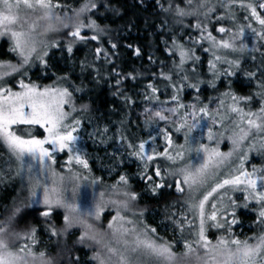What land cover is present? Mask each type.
I'll use <instances>...</instances> for the list:
<instances>
[{
  "label": "snow or ice",
  "instance_id": "obj_1",
  "mask_svg": "<svg viewBox=\"0 0 264 264\" xmlns=\"http://www.w3.org/2000/svg\"><path fill=\"white\" fill-rule=\"evenodd\" d=\"M99 0H86L78 9L73 10L76 15L85 14L98 8ZM160 4V0H157ZM217 4L224 9L223 16H217V21L225 18L235 20L234 9L239 8L247 11L248 16L244 19H255L260 25L257 29L250 23L247 25L237 24L236 30L219 27L220 33L227 34V39H219L208 30L207 23L197 20L195 28L199 30L198 39L191 40V47L178 43L173 39V48H166L169 55H179V62L173 64L177 74L183 73L179 84L173 82L171 74L160 75L164 80L169 81L175 89L171 100L175 102L174 107H167L166 101H159L156 95L158 88L153 84L147 87L150 94L145 95L149 102L157 101L158 107L145 108V123L152 124L157 121L171 122L174 131L183 133L184 143L175 144L173 133L167 128L161 129L165 146L163 151H158L155 147L156 137L153 136L151 151L146 150L148 141H140L137 144L126 142L127 138L120 134L122 145L126 142L128 155L135 157L143 163V168L139 174V179L145 181V189L141 193L132 190L129 177L126 174L119 176L116 184L107 186L105 190L99 191L98 196H94L92 202L87 207L77 203L75 196L81 179V173L73 172V164L81 166L91 172L88 160L84 157L78 147L81 139L80 132L84 128L82 116L74 113H88L89 104H82L77 108L74 101V92L83 91L82 87L64 86L58 83L53 86L41 87L35 83H25L21 79L19 91H14L7 86L4 81L6 77L13 73H18L25 66H30L33 58L39 60L44 70L48 68V51L44 56L35 55V47H31L32 38L26 25L33 31L35 24H29L30 18L22 15V9L36 12L43 10L45 16L60 15L57 9L60 4L53 3V0H0V37L7 36L11 40V47L8 51L15 53L19 59V64L11 62H0V145L7 149L11 170L12 162H15L16 176L20 179V190L27 188L29 192L28 206L40 205L35 209V217L42 219L45 223V230L50 237H60L74 228L81 229L79 243L94 242L99 245L102 251L96 252L92 259L97 264H188L187 257L196 252L193 248L195 243L203 249L204 254H196V264H264V167L253 166L249 171L246 162L249 153L253 150L264 152V139L259 138L264 135V59L261 60L260 79L258 83L259 91L255 93L260 97L261 105L258 111L245 108L241 105L251 104L253 96H241L229 90L222 93L219 104L215 109H209L208 105L199 106V96L197 103L185 105L181 102L179 93L184 87L193 88L197 93L200 91V84L203 80L198 78L196 65L200 62V57L196 54V46L202 42H207L209 47L203 48L204 52H211L212 59L209 60V71L213 79L208 81V85L216 88L217 81L223 76L231 78L240 68L241 59H229L226 55H221L222 50H228L236 54L246 52H257L259 48H248L244 43L245 29H250L257 38L258 43H264V15L260 10H264V0H199L192 6V0H187V8H181L171 3L167 7L160 4L165 13H172L177 18L186 16H203L204 21H210V15L216 11ZM117 11L118 10H114ZM67 16L68 13L63 14ZM177 23L182 24V19H177ZM129 26L131 22H129ZM90 29L94 33L90 37L82 35L84 29ZM105 31L96 20L84 21L70 32L74 40L88 42L98 41ZM167 44V42H165ZM53 43L49 48L55 47ZM112 49L117 48L116 43L111 44ZM63 51V49H61ZM102 48H96L97 57ZM66 53L73 54L71 43L66 48ZM136 54L140 50L136 49ZM264 57V53L261 54ZM107 59V54H105ZM256 59L255 56L252 57ZM189 62L192 64V73L197 76L195 83H187L188 69L185 67ZM220 64H227L228 68L221 69ZM26 74V73H25ZM247 76L252 79L256 77V72H248ZM135 79V77H132ZM60 81H67L68 77H60ZM120 81L117 80V84ZM225 98L231 101L226 104ZM125 102L130 103L129 97L125 96ZM68 109V110H66ZM184 109L185 111L181 112ZM223 110V111H222ZM200 114V116L197 115ZM177 116L178 120H172ZM208 118L210 126L207 129V139L214 142L215 146L197 141L193 143L192 133L199 126L200 119ZM234 117V118H233ZM91 123V117L88 118ZM230 121V126H225V122ZM125 121H121L123 125ZM220 125L223 131L214 132L215 126ZM42 130L41 135L36 134V130ZM108 128L96 129V134H106ZM256 135L253 143L245 146V142L250 137ZM227 139L231 144V149L222 152L219 144ZM104 143L102 139L100 141ZM195 152L199 158L198 163L191 162L188 154ZM66 153L67 175L57 173L53 165L57 163V154ZM202 154V155H201ZM159 158L170 162L169 167H162ZM238 161V163H237ZM123 163V159L117 161ZM179 166L177 167L176 165ZM152 168V174H149ZM26 178V184H25ZM88 180L87 176H83ZM170 179L173 182H170ZM0 183H4V172L0 171ZM91 185L95 186L99 182L91 180ZM72 186V196L66 195L68 186ZM185 206L188 212L192 213L194 219L198 220L196 225L195 240L189 242L185 240L187 252L178 257L167 242L162 238H157V228L149 227L143 222L144 209H137L136 202L145 194L159 197L164 194L166 188L174 187L176 192L185 193ZM236 192H242L243 202L239 203L235 198ZM250 205H255L257 213V223L261 232L252 238L244 240L235 238L233 225L240 223L237 213L241 208L248 209ZM57 209H63V228L57 229L54 224L49 223ZM107 209L114 211V215L106 224V232L109 239L105 242L97 240L90 232L94 226L102 223V217ZM22 211V206L15 205L12 215L7 221L0 222V264H44L45 252L38 254L33 251L36 241V227H31L25 233H14L16 240H24L25 243L18 247L13 246L5 237L9 233L13 219ZM183 233L185 228H193V220H189L182 214V219L177 221L172 219ZM225 229L228 237L220 236L215 243L209 239L208 229ZM249 240H255L250 243ZM70 264H80L79 258H75Z\"/></svg>",
  "mask_w": 264,
  "mask_h": 264
},
{
  "label": "trees",
  "instance_id": "obj_2",
  "mask_svg": "<svg viewBox=\"0 0 264 264\" xmlns=\"http://www.w3.org/2000/svg\"><path fill=\"white\" fill-rule=\"evenodd\" d=\"M85 2L86 0H53L54 4H60L57 12L62 15L65 12L68 14L73 13V10L78 9ZM173 2H178V0H160V4H163L164 7ZM160 4L157 3V0H99L98 8L85 14L83 21L87 23L89 19L96 20L97 24L105 29L104 33L100 35L98 41L89 40L88 42L74 40L70 35L72 31L70 29L60 33L56 38V46L52 47L48 51V56L45 57L48 60V68L44 70L41 76L42 82L47 81L51 73L58 75L56 77L67 76L68 80L62 82L66 86H69L70 90L73 87H82L83 89L81 92L73 93L77 108L82 104L90 105L88 113L81 114L78 112L75 113L76 116H82L85 121H89L88 118L91 117V122L95 123L97 127L102 122L106 123L110 127V130L114 132V124L117 122L114 120V116L121 115L125 117L122 129L128 137H131L130 133L132 131H128L129 126H132L129 115L131 109L149 103L145 99V95L149 94L147 86L149 84L156 86L158 88L156 95L161 99L164 90L172 91L173 89L162 85L164 80L160 75L162 71L164 73L169 72L173 77V82L177 84L180 82L182 75L177 74L176 70H173V64L177 62V56L175 54L169 55L166 50V48H172V35L178 33L179 37L176 35L177 38L184 42L191 41L189 37L198 39L200 36L199 30L192 29L191 26L193 24L190 21L186 26H176L175 30H172L169 26L173 24V21L164 17ZM114 10H118V12ZM218 10L217 13H221ZM21 14L25 15V11L23 10ZM244 15L245 13H239L236 20L243 23L248 20L251 21V18L247 21L242 20ZM212 18L210 17V21L207 23L208 30L212 34L214 33V36H220L221 34L217 29L224 25L215 22ZM252 21L254 20L252 19ZM129 22H131L132 26H129ZM254 25H256L255 22ZM81 34L90 37L94 33L92 30L86 28ZM243 42L248 45L249 49L257 47L259 51L247 52L250 58H243L235 76L227 79L228 83H231V91L241 96H253L252 104L254 106L252 108H256L257 105L259 107L261 105L260 97L256 96L255 93L259 91L258 83L262 79L260 70L261 60L264 57L261 54L264 53V48L257 42V39L255 42L250 39ZM69 43L73 47V54L70 56L66 53ZM112 43L117 44L116 49H112ZM6 45H8L6 40L0 41L1 58H7V55L2 52L4 50L3 47ZM98 47L102 48L99 57H97L96 53V48ZM207 47V43L205 44L204 42H202V46L197 45L196 54L204 56L203 48ZM137 48L140 50L139 55L136 54ZM105 54H107V59ZM253 56L256 57L255 60L252 59ZM187 65L185 67L189 68L190 64ZM88 66L92 68L90 69ZM38 71H40V67ZM248 72H256V77L250 79L246 74ZM132 77H135V79ZM117 80L120 81L119 84H117ZM223 88L227 89L228 85L227 87L223 86ZM224 89L219 90L223 91ZM125 96L130 98V103L125 102ZM242 105L246 106V108L251 107L249 104ZM88 127L91 128L89 125ZM134 128H138L139 130L140 127L134 125ZM88 149L93 151L90 147ZM179 198L180 196L176 190L172 188L171 192L165 189L164 194L159 197L146 196L145 198L142 196L138 201L142 205L141 209L146 211V209L153 207V203L148 201H153L158 206L161 203H169L168 201L170 200L172 202L178 201ZM8 203L9 196H5L4 198L0 196V213L8 209H5ZM23 208L25 210L29 207L24 206ZM35 209L36 207L30 208V211H28L30 212L29 215L22 221L16 222L18 224L16 229L22 228L20 233L29 231L32 226H39V229L45 230L46 226L43 220L35 217ZM241 212L239 211L237 214L238 219L244 218L248 222H252L253 217L249 211H247L249 213L247 216H243ZM54 216L60 218V215L55 214ZM54 220L52 217L49 223L54 224L57 229H62L59 219L57 222ZM233 231L235 232V229ZM77 235V230H71L58 238L51 237V239L56 241L55 247L57 248L47 250L46 257L59 258L61 264H68V261H72L77 257L80 264H83L82 260L83 262H85L84 260L91 262L92 249L88 248L86 244L84 246L79 243V239L76 238ZM19 242L21 244L22 240H19Z\"/></svg>",
  "mask_w": 264,
  "mask_h": 264
},
{
  "label": "rangeland",
  "instance_id": "obj_3",
  "mask_svg": "<svg viewBox=\"0 0 264 264\" xmlns=\"http://www.w3.org/2000/svg\"><path fill=\"white\" fill-rule=\"evenodd\" d=\"M182 5H181V3ZM199 2V0H192V6L195 7V5ZM217 0H212V3H216ZM259 0H257V3ZM174 7L175 6H182L187 8V0H178V2H173L171 3ZM220 10L221 13H217V10ZM25 11V16L31 18L35 12H32L31 10L28 9H22V11ZM218 10V11H219ZM236 17L238 16L239 13L242 12V14L245 13L243 16L242 20L247 21L244 19L245 16H248V12L236 8L234 9ZM258 11L261 12L262 15H264V10L258 9ZM23 15V14H22ZM163 15L166 19L173 21V24L170 25L169 27L172 30H175L176 26L182 27V25L186 26L188 22L190 21L193 26L192 29H196L194 26L197 23V20L199 19L202 22L208 23V21H204L203 16H186L183 18H176L172 13H165L163 12ZM224 15V9L219 7L217 4L216 11L210 15V17H213L212 19L217 22L223 24L226 28L232 29L233 31L236 30L237 24L239 25H247L251 24L253 27L259 29L260 25L253 19L254 21H247L245 23L239 22L236 19L231 20L228 18H225L221 21H217L216 17L217 16H223ZM215 17V18H214ZM175 19V20H174ZM177 19H182V24L177 23ZM254 22L256 25H254ZM209 25V24H208ZM222 26V27H224ZM198 30V29H196ZM220 36H216L217 40L223 38L227 39L228 36L225 33H220ZM176 35L179 37V34L176 33ZM175 33L172 35V38L177 40L178 43L184 44L186 47H191V41L184 42L183 40H179ZM214 35V33H213ZM172 39V40H173ZM253 40L254 42L256 41V37L254 34L251 32L250 29H245V36L244 40ZM1 40H6V45L4 50H2L3 54L7 55V58H1L0 57V62H11L13 64H19L20 59L15 53H11L9 48L11 47V40L9 37L4 36L0 37ZM205 44L207 42H204ZM262 47L264 48V43H260ZM207 46L209 47L208 43ZM172 44V48H173ZM51 48H49L47 51H49ZM204 56H199L200 57V62L198 65H196V72L198 73V78L200 80H203L204 83L200 84V91L199 93L196 92L195 89L193 88H188L184 87L182 91L179 93L181 102L184 103L185 105H191V104H196L197 100L196 97L199 96V106L203 105H208L209 109H215L218 104H219V99L223 98L222 93L226 92L229 90V88L224 89L223 86L227 87L228 79L226 77H221L217 83H216V88H212L208 85V81L213 79L212 73L209 71V60L212 59V54L211 52H204ZM221 55H226L229 59L239 58L241 59V63L243 61V58H250L246 53L244 54H236L232 53L228 50H222L220 52ZM177 56V62H179V55L178 53L175 54ZM37 56V55H36ZM44 56V53L41 55ZM190 64V65H189ZM189 65V66H188ZM188 81H184L185 84L191 82L195 83L197 80V76L194 75L191 71L192 69V64L191 62L188 63ZM40 67V71L39 67ZM241 66V64H240ZM90 69L92 67L88 66ZM221 69H226L228 68L227 64H220L218 65ZM28 69V71H26ZM175 70V69H173ZM238 72V69L236 70V73ZM26 73V74H25ZM44 73V69L40 65L39 60L33 58V62L31 63L30 66H25L23 69H21L20 72L18 73H13L11 76L6 77L4 83L12 87L14 91H19V81L21 79L24 80L25 83H35L41 87L44 86H53L57 85L58 83H62L64 86H66L62 81L59 80L60 77H56L58 75L52 74L50 75L49 79L45 82H42V75ZM167 74H170L167 72ZM183 75V73H180ZM31 76V77H30ZM235 76V75H234ZM232 76V78L234 77ZM163 86L170 87L171 89L173 88L171 83L169 81L163 80L162 83ZM219 89H224L219 90ZM175 89L173 88L172 91L169 90H164L163 96L159 101H166L167 102V107H174L175 102L171 100V96L174 93ZM149 94L150 90L148 89ZM187 95V97H186ZM159 102H149L147 104L140 105L138 108L131 109L130 117H131V122L132 126H129L128 131H132L130 133L131 137H128L127 134H125V131L122 129V124L121 121H124L125 117H122L121 115L114 116V120L117 121L114 124L115 131H111L110 127L106 123H101L99 127L95 125V123L84 120V128L80 132L81 139L78 141V147L81 149L82 154L84 157L88 160L89 167L91 169V172L89 173L88 170L83 169L79 165L73 164V172H79L81 173V179L77 181L79 184V187L77 189V194L75 196V200L77 203L83 204L84 207H87L88 205L91 204L94 196H98L99 191L105 190L107 186H111L113 184H116V182L119 179V176L121 174H126L129 177V183L132 186V190L141 193L145 189V181H142L139 179V174L141 172V169L143 168V163L139 160H137L135 157H131L128 155V150L126 148V142H132L133 144H137L140 141H148V144H146V150L151 151L152 147V140L151 138L153 136L156 137L155 141V147L157 148L158 151H163V148L165 146V141L163 139V135L161 134L160 130L167 128L169 131L173 133V141L175 144H183L184 143V137L183 133H177L174 131L173 125L171 122H165V121H157L152 124H146L145 123V115H144V110L145 108H153L155 109L158 107ZM225 103L229 104L231 103L230 100L225 98ZM253 111H258L259 106L256 108H252L254 106L251 102L249 104ZM244 107L243 105H241ZM246 108V106H245ZM247 109V108H246ZM68 110V109H66ZM185 111L184 109L181 110V112ZM223 111V110H222ZM75 115V113H74ZM198 116H200L199 113H197ZM234 118V117H233ZM172 120H178L177 116H173ZM87 124V125H86ZM118 124V125H117ZM91 126V128L88 127ZM134 125H138V128H134ZM118 126V127H117ZM210 126V121L208 118H202L200 119L199 126L194 130L192 133V141L193 143H196L197 141L202 142L204 144H210V142L207 139V129ZM225 126H230V121L225 122ZM107 127L108 132L106 134H96L93 136H89L90 133H94L96 129L102 130L103 128ZM223 131V127L220 125L215 126L214 132H219ZM123 133V135L127 138V141L125 142L124 145H122L121 140H120V134ZM37 135L42 134V130L37 129L36 130ZM85 137V138H84ZM261 139H264V135H260ZM86 139V140H85ZM104 140V143H101V140ZM256 139V135L253 137H250L248 141L245 142V146L251 144L254 142ZM225 143V144H224ZM88 145V146H87ZM210 146H215L214 142H211ZM90 147L93 151H90L88 148ZM231 144L230 142L225 139L223 142L219 144V149L222 152H227L231 149ZM189 157L191 158V162L193 163H198L199 158L197 157V154L195 152L188 154ZM202 155V154H201ZM123 159V163H117L118 160ZM9 160V156L7 153V149L3 146L0 145V171L4 172V183H0V196H9V203L5 206V209L8 208L6 211H1V219L0 222H5L7 221L8 217L12 215L13 208H14V202L15 205L17 206H22V211L19 213L12 221V224L10 225L9 231L13 232H18L20 233V230L22 228L20 227L19 230L16 229L17 221H22L27 215H29L30 208L32 207H41L40 205H32L28 206V200H29V192L27 191V188H25L24 191L20 190V179L19 177L16 176V167H15V162H12L11 170H9V164L6 163L5 161ZM66 160H67V154L66 153H59L57 154V163L53 165L57 173H60L62 175H67V167H66ZM159 162L161 163L162 167H169L170 162L163 160L162 158H159ZM238 163V161H237ZM177 167L179 166L176 165ZM246 168L250 171L253 166H256L257 168L264 167V153L259 152L257 150H253L252 152L249 153V159L246 162ZM131 167V168H130ZM152 168H149V174H152ZM83 176H87L88 180H84ZM96 179L99 183L95 186L91 185V180ZM170 182H173L170 179ZM25 184H26V178H25ZM174 188V187H172ZM172 188H166L168 192H171ZM186 188V186H185ZM175 190V188H174ZM177 194L180 196L178 201H173L170 200L168 201L169 203H161V205L156 206L155 202L153 201H148L150 203H153V207H150L149 209H146L144 211V216H143V222L146 223L149 227H155L157 228V233L155 236L157 238H162L163 242H167L168 244L171 245L172 251L178 256L181 257L183 256L186 252L187 249L185 248V240L189 242H193L195 240V231H196V225H198V220L194 219L192 213L188 212L185 206V198L187 196V188L185 193H179ZM66 195L72 196V186L69 185L66 191ZM166 195V194H165ZM243 193L242 192H236L234 194L235 198L239 203L243 202ZM145 198L147 197H153L151 195L145 194L143 195ZM28 206L29 208L25 209L23 207ZM141 206L139 201L136 202V207L137 209H141ZM256 207L255 205H250L248 209L241 208L239 211H242L241 214L244 215H249L253 217L252 222H248V220H245L242 218L241 220L239 219L240 223L238 225H235L232 228V232L235 236V238L244 240L247 238H252L256 237L260 232L261 228L257 223V213H256ZM4 210V209H3ZM246 210V211H245ZM238 211V212H239ZM249 211V213H247ZM5 214V215H3ZM57 214L60 218H56L54 215ZM63 214L64 210L63 209H57L56 212L53 215V218L55 219L54 221L57 222L59 219V223L62 224L63 228ZM114 211L107 209L105 212V215L102 217V223L100 225L101 228H106V224L110 220L111 216L114 215ZM182 214L186 215L189 220H193V228L191 230L185 228V231L182 233L180 229L177 227L176 224L172 223V219H176L179 221L182 219ZM238 214V213H237ZM37 225V224H36ZM36 227L38 231L36 232V243L33 245V251L35 253H39L41 251L45 252L47 250H54L55 247V240L51 239L50 234L46 232V230L39 229V226H32ZM44 228V227H43ZM45 229V228H44ZM235 229V232L233 231ZM73 231L77 230L78 235L76 236L77 239H79V236L81 235V229L79 228H74L71 229ZM69 230V232L71 231ZM16 232V233H17ZM45 232V233H44ZM25 233V232H24ZM208 236L209 239L212 240L213 243L216 242V240L220 236L228 237V232L225 229H215V228H209L208 229ZM250 243H255V240H249ZM25 243L24 240H22L21 244ZM19 240H14L13 241V246L18 247L21 245ZM53 245V247H52ZM85 246V244H83ZM86 246L88 248L92 249V253L90 256L91 262H85L83 264H97V261L92 259L93 255L96 252L102 251L101 248L94 244L93 242H86ZM193 248L196 249V252L191 254L190 256L187 257L188 264H196V254L198 253L199 255H203V249L199 248L195 243H193ZM85 259V258H84Z\"/></svg>",
  "mask_w": 264,
  "mask_h": 264
},
{
  "label": "clouds",
  "instance_id": "obj_4",
  "mask_svg": "<svg viewBox=\"0 0 264 264\" xmlns=\"http://www.w3.org/2000/svg\"><path fill=\"white\" fill-rule=\"evenodd\" d=\"M83 22V16L76 15L75 13L68 14L67 16L60 15L57 19L56 15L45 16L43 10L37 9L35 14L30 18L29 24H35L34 31L26 25V29L30 32L32 43L31 47H35V55L41 56L48 47L56 42L57 36L65 30H75ZM13 231H9L6 239L13 242L16 239ZM97 240L102 243L109 239V234L105 229L94 226V230L90 232ZM94 243V242H93ZM99 246V245H98ZM71 261H68L70 264ZM44 264H61L59 258H48L44 260Z\"/></svg>",
  "mask_w": 264,
  "mask_h": 264
}]
</instances>
